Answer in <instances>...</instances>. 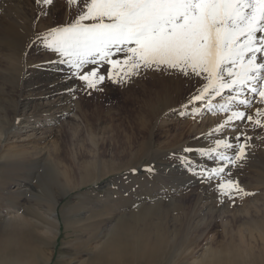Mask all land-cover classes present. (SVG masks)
<instances>
[{
    "label": "rangeland",
    "instance_id": "obj_1",
    "mask_svg": "<svg viewBox=\"0 0 264 264\" xmlns=\"http://www.w3.org/2000/svg\"><path fill=\"white\" fill-rule=\"evenodd\" d=\"M78 12L79 8L66 0H54L52 5L36 0H0V119L6 122L0 133V261L132 264L111 260L104 246L117 218L129 211L125 196L135 201L145 193L154 195V190L171 180L164 171L175 168L178 157L185 156L184 148L214 147L216 138L233 140L237 132L243 134L241 142L244 136L251 140L246 158L235 167L230 165L225 178L236 181L243 192L235 193L238 201L233 207L228 204L223 217L216 220V228L206 230L199 246L188 249L176 264H194L192 261L208 246L221 249L231 240L233 245L244 244L243 248L252 246V252L259 255L264 246L260 238H264V227L256 228L264 220V127L244 121L236 122V131L214 133L230 113L212 114L199 102L189 104L197 85L175 74L149 72L122 85L108 82L90 95L80 81L65 82L64 73L56 70L64 66L46 63L54 57L36 37L70 23ZM7 20H12L10 26ZM11 26L18 28L13 31ZM51 83H58L65 91L73 86L77 90L72 95L55 93L48 86ZM223 102L221 98L212 101L214 105ZM146 103L155 104V120L139 121V128L146 133L129 145V124L136 121L134 117L144 111ZM194 107L199 108V114H193ZM258 108L264 109V104L254 102L246 111L255 117ZM240 110L245 109L241 106ZM40 159L55 164L71 184L72 190L65 196L49 169L44 172L32 167ZM204 161L208 167L215 166L212 160ZM91 163L97 168L84 171ZM89 171L90 178L81 183V174ZM187 175L193 177L191 172ZM217 183L218 178L194 181L174 188L172 193L176 199L199 194L205 198L208 193L219 194ZM25 189L32 192L25 195ZM50 194L58 201L53 210L48 205ZM221 198L218 201L222 202ZM8 201L20 209L7 210ZM209 203H199L203 213ZM245 206L248 214L240 213ZM43 219L55 228H47ZM136 226L143 230L144 224Z\"/></svg>",
    "mask_w": 264,
    "mask_h": 264
},
{
    "label": "snow or ice",
    "instance_id": "obj_2",
    "mask_svg": "<svg viewBox=\"0 0 264 264\" xmlns=\"http://www.w3.org/2000/svg\"><path fill=\"white\" fill-rule=\"evenodd\" d=\"M66 2L79 8L77 16L36 37L54 57L46 63L64 66L56 70L65 82L80 81L90 95L108 82L122 85L149 72L175 74L197 85L189 104L230 113L214 133L236 131V122L244 121L264 127V109L255 117L246 111L254 102L264 104V0H82V7L81 0ZM76 90L66 89L69 95ZM215 98L224 102L214 105ZM199 111L194 107L193 114ZM242 135L237 132L235 143L221 136L214 147L183 149L197 151L214 167L178 158L202 183L218 178L220 196L234 199L243 189L225 173L246 158L251 137L241 142Z\"/></svg>",
    "mask_w": 264,
    "mask_h": 264
},
{
    "label": "bare ground",
    "instance_id": "obj_3",
    "mask_svg": "<svg viewBox=\"0 0 264 264\" xmlns=\"http://www.w3.org/2000/svg\"><path fill=\"white\" fill-rule=\"evenodd\" d=\"M11 21L7 20L6 22L7 25L10 26L9 22ZM11 28L12 26L10 27V29ZM17 28L15 27V29ZM47 74L49 78L50 75L49 73ZM43 81L44 80H42V82ZM47 83L48 82H46L45 84ZM48 86H52L53 87L52 92L55 93L65 91V87H61V85H58V83L56 84L51 83V85L49 84ZM169 104L168 102H166L167 106ZM155 110H156L155 104L146 103L144 111L136 114L138 115L134 117L136 121L133 122L132 125L129 124L130 127L128 128L131 131L129 132V137H127L126 139V141L128 140L127 142L129 145H131L133 142H135L139 138H142L145 135L146 132L144 133V131L139 128V126H142L139 123V121L140 122L154 121L155 118L154 115L152 114L155 113ZM5 124L6 122L0 119V133H2L1 131ZM183 135L184 137L186 136L185 133ZM228 139L234 143L232 139L230 138ZM189 148L193 150H199L191 147ZM142 149L144 148L142 147ZM138 154L141 155L142 150H140ZM184 154L185 156L189 157L192 161H194L197 164L206 165L208 161H204V160L205 159L209 160L207 158L200 157L197 151H192ZM228 154L232 155L233 153L230 151ZM49 161L45 159L37 160L34 162L35 164L32 165V167L37 166L38 169H41L44 172L46 168L47 170L49 169V172L53 173L57 181L54 182L57 185H59V188L63 192L62 196H65L70 190H72L71 184L62 174L59 173L56 165L53 164L51 161L50 162ZM174 167L175 168L167 169V171H164L168 174L167 176H169L171 180L167 183V185L161 184L160 188L154 190L153 191L154 195L150 193L147 194L145 193L146 195L144 194L142 197H137L136 200L134 201L132 199L129 200V198H127L123 194L125 196L126 203L130 204L129 211L128 212L126 211L127 212V214L125 213L126 215L124 214L121 217L117 218L116 223L112 227L113 229L112 230L110 229L111 232L109 236L111 238H108V241L106 240L104 244L105 249L107 248L108 251L107 254L108 258H110L113 261H119V263L122 260V263L129 262L132 264L179 263L180 261H182L181 259H183V256L187 253L188 249L194 250L199 246V242L202 240V238L204 237L203 235H205L206 233L205 231L214 228L216 222L218 221L217 219L220 220V218H222L223 214L226 212L224 209L225 208L227 209L229 207L228 204L229 205L231 204V207H233L232 205L233 203L235 205V202L237 200L235 193H233L234 199H229L226 196L222 197L220 196V194L209 195V193L207 194L208 196L205 198L203 197V195L199 194L198 196H195L193 198H191V196L189 195H186L185 198L176 199L173 196L174 194L172 193L174 188H178L179 186L185 187L194 181L199 182L200 178L195 175H193L192 178H189L187 173L191 171H189L186 166L181 164L180 159L177 163H175ZM88 168L94 169L97 168V165L95 163H91L89 166L84 168V171H87ZM91 169L89 170L91 171ZM90 171L81 174V178L79 179L81 183L86 182V180L90 178L89 175ZM80 182H78V185ZM30 191L31 190L27 191L25 189L23 193H25V195L26 194L29 195L28 193ZM219 198L222 199V202L218 201ZM114 199L116 200V198ZM48 201H49L48 203L49 207L53 210L58 201L54 198L53 195L50 196ZM201 201H206L208 203L210 201L209 203L210 205L208 206L207 211L205 213H203L201 211V208L199 207V203ZM8 204L9 205L7 207V210L13 208L17 210L20 209L17 203L14 202L12 203L8 201ZM219 204L222 205L220 206ZM218 205L220 207H216ZM245 207L242 210H238V209L237 210L240 211V213L244 212L248 214V208ZM235 214L234 213L232 214L233 218L235 217ZM233 218L231 219L232 221L234 220ZM221 220L222 223L225 222L223 219ZM43 221L45 223L44 225L47 228L49 229L51 227L55 228V224L50 222V220L48 221L46 219H43ZM141 222H143L144 224L143 230L142 229L138 230L136 224ZM225 224L227 223H224V225ZM228 225H231V223ZM256 226L257 229H262V227H264V220H261V223L259 222ZM260 238L262 241H264L263 237ZM231 241L232 243L234 242V240ZM242 242L243 241L240 240L241 245ZM232 243L231 244L230 242L228 244L226 243V245H224L221 249L210 245L201 254H199L198 258L194 259L192 262L194 264H264V246L262 247L260 254L256 255L255 253L252 252V246L246 245L243 248L242 246L244 244L240 246V245H233L234 243L233 244ZM108 262L111 261L109 260ZM0 264H19V263L10 260L8 261L4 260V261H0Z\"/></svg>",
    "mask_w": 264,
    "mask_h": 264
}]
</instances>
